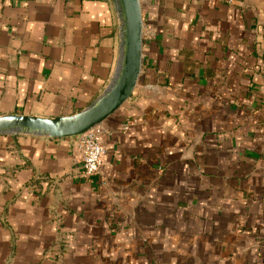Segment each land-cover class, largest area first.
Instances as JSON below:
<instances>
[{"label": "crops", "instance_id": "0c3cea01", "mask_svg": "<svg viewBox=\"0 0 264 264\" xmlns=\"http://www.w3.org/2000/svg\"><path fill=\"white\" fill-rule=\"evenodd\" d=\"M142 65L74 137L0 134V264H264V0H140ZM112 0H0V115L90 105L119 58Z\"/></svg>", "mask_w": 264, "mask_h": 264}, {"label": "water", "instance_id": "95a60500", "mask_svg": "<svg viewBox=\"0 0 264 264\" xmlns=\"http://www.w3.org/2000/svg\"><path fill=\"white\" fill-rule=\"evenodd\" d=\"M120 21V50L116 70L105 89L86 108L55 117L0 115V134L73 137L99 125L132 95L142 65L143 17L140 0H112Z\"/></svg>", "mask_w": 264, "mask_h": 264}, {"label": "built area", "instance_id": "2783aa9c", "mask_svg": "<svg viewBox=\"0 0 264 264\" xmlns=\"http://www.w3.org/2000/svg\"><path fill=\"white\" fill-rule=\"evenodd\" d=\"M99 125L93 126L82 134L73 136V147L82 162L83 173L90 176L99 173L104 148L100 143Z\"/></svg>", "mask_w": 264, "mask_h": 264}]
</instances>
